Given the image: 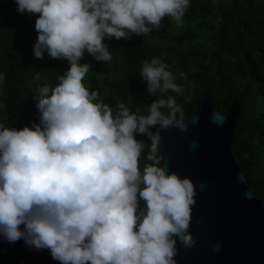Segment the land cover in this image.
I'll list each match as a JSON object with an SVG mask.
<instances>
[{
  "label": "clouds",
  "instance_id": "1",
  "mask_svg": "<svg viewBox=\"0 0 264 264\" xmlns=\"http://www.w3.org/2000/svg\"><path fill=\"white\" fill-rule=\"evenodd\" d=\"M15 2L19 13L39 14L35 58L46 52L69 68L58 85L38 88V124H0V235L48 249L60 264H176L177 241L196 243L188 231L196 190L167 171L152 129L185 131L183 110L167 96L146 110L120 103L114 111L84 86L91 65L81 60L87 52L97 63L111 61L105 38L145 36L164 18L180 26L190 0ZM140 76L149 96L184 91L160 58L145 60ZM213 119L223 123L221 114ZM138 136L150 141L143 170Z\"/></svg>",
  "mask_w": 264,
  "mask_h": 264
},
{
  "label": "trees",
  "instance_id": "2",
  "mask_svg": "<svg viewBox=\"0 0 264 264\" xmlns=\"http://www.w3.org/2000/svg\"><path fill=\"white\" fill-rule=\"evenodd\" d=\"M17 7L15 0H0V124L22 130L39 123L34 100L38 88L58 85L69 64L46 52L42 59L35 58L39 14L19 13ZM169 19L145 36L105 38L113 57L109 62L97 63L85 52L81 63L90 64L91 70L84 86L98 91L99 100L114 111L120 103L133 112L137 107L146 110L153 100L174 96L185 120L195 115L205 94L222 113L237 103L240 113L232 147L250 191L264 199V0H190L180 26ZM152 58L169 65L182 94L148 95L140 72L144 61ZM137 139L145 144L143 170L151 163L146 159L150 141L145 136Z\"/></svg>",
  "mask_w": 264,
  "mask_h": 264
},
{
  "label": "water",
  "instance_id": "3",
  "mask_svg": "<svg viewBox=\"0 0 264 264\" xmlns=\"http://www.w3.org/2000/svg\"><path fill=\"white\" fill-rule=\"evenodd\" d=\"M239 113L237 103L217 111L205 94L195 115L185 120V131L156 129L167 171L191 179L196 190L188 230L196 243L186 248L177 241L176 264H264V199L250 191L232 147ZM217 114L223 123L214 121ZM0 264L60 262L48 249H36L23 239L9 243L0 235Z\"/></svg>",
  "mask_w": 264,
  "mask_h": 264
}]
</instances>
